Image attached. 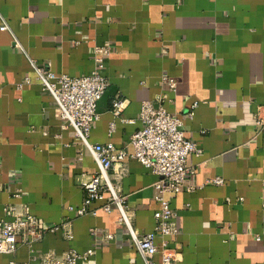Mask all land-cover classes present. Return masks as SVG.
Wrapping results in <instances>:
<instances>
[{
	"label": "crops",
	"instance_id": "crops-1",
	"mask_svg": "<svg viewBox=\"0 0 264 264\" xmlns=\"http://www.w3.org/2000/svg\"><path fill=\"white\" fill-rule=\"evenodd\" d=\"M0 14L9 26L0 30V218L14 203L45 224L69 218L73 232L71 240L60 231L45 234L33 244L35 254L92 248L80 264H142L116 209L83 216L65 209L81 204V183L97 166L30 64L81 76L94 67L95 46H107L108 85L90 142L131 153L129 137L149 100L178 115L201 149L186 156L194 169L186 185L194 188L167 195L176 213L177 234L168 241L177 264H264V126L254 125L255 115L264 116V0H0ZM116 97L126 101L118 116L111 111ZM114 170L134 228L151 231L157 175L130 156ZM216 176L222 184L210 182ZM90 228L113 239L102 241ZM30 253L25 245L0 253V264Z\"/></svg>",
	"mask_w": 264,
	"mask_h": 264
},
{
	"label": "built area",
	"instance_id": "built-area-1",
	"mask_svg": "<svg viewBox=\"0 0 264 264\" xmlns=\"http://www.w3.org/2000/svg\"><path fill=\"white\" fill-rule=\"evenodd\" d=\"M0 30H9L1 14ZM14 43L19 45L17 40ZM109 51L107 46H95L94 67L88 74L81 76L57 74L47 63L39 64L30 60L41 89L52 97L60 118L73 128L76 137L97 166V171L81 183L85 191L81 204L76 207L67 205L65 209L74 216L94 215L99 208L106 213L116 209L117 220L126 230L142 264H177L179 253L169 246L168 241L170 236L177 234L176 213L170 206L167 195L178 193L186 185L188 175L194 172V169L187 165L186 156L189 153L198 155L201 149L195 141L185 136L183 121L178 115L169 113L162 105L155 108L149 100L142 101L140 106L138 119L141 127L129 137L131 153L124 148H116L111 142H90V126L99 118L97 102L108 85L103 69L104 58ZM163 79L174 89L175 81L172 78ZM24 80L27 82L28 78L25 77ZM125 105V99L116 97L112 101V113L115 116L120 115ZM196 105V102L191 105L187 111L188 117H192ZM254 125L260 131L264 126V116L259 113L255 115ZM113 129L114 125L111 123L109 133ZM126 156L138 160L158 177L152 186L153 199L159 204V208L153 213L155 224L151 231L139 232L134 228L126 198L120 194L111 179L110 171H115V164H122ZM210 182L219 185L223 183V179L216 176ZM186 188L193 189L194 186L189 184ZM95 201H102L99 207L91 206ZM55 231H60L66 239L71 240V220L66 218L56 224H45L18 205L9 204L5 207V216L0 218V253L13 254L22 245L29 248L31 253L26 260L12 258L7 264H80L81 260L93 253L92 248L84 252L68 248L59 255L52 251L42 256L35 254L33 244L45 234ZM89 234L99 236L102 241L113 239L111 232H100L97 228H90ZM156 236L161 237L159 244L155 243Z\"/></svg>",
	"mask_w": 264,
	"mask_h": 264
}]
</instances>
